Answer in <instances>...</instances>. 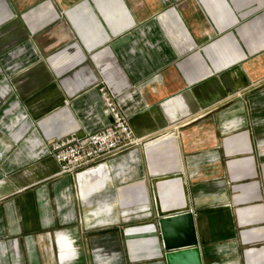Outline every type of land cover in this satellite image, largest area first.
Wrapping results in <instances>:
<instances>
[{
	"label": "crops",
	"instance_id": "1",
	"mask_svg": "<svg viewBox=\"0 0 264 264\" xmlns=\"http://www.w3.org/2000/svg\"><path fill=\"white\" fill-rule=\"evenodd\" d=\"M56 1L0 0V264H164L150 178L172 173L184 175L204 264H264V0H142L145 11L124 0L135 20L104 23L90 47L63 22L83 0ZM102 85L145 157L136 148L79 176L52 160L12 179L50 158L49 141L110 123ZM18 117L44 138L34 127L16 143L4 124ZM56 169L67 177L48 182Z\"/></svg>",
	"mask_w": 264,
	"mask_h": 264
},
{
	"label": "water",
	"instance_id": "2",
	"mask_svg": "<svg viewBox=\"0 0 264 264\" xmlns=\"http://www.w3.org/2000/svg\"><path fill=\"white\" fill-rule=\"evenodd\" d=\"M181 94L182 92L174 95L171 99L179 97ZM165 103L166 101L155 107H160ZM33 126L41 131L40 125L36 121H33ZM45 159L48 158L39 157L35 161H30L9 176L15 179L19 175H25L26 172L34 174L32 171L34 167ZM33 182L30 185L36 184ZM150 191L156 226L163 249L164 264H204L184 175L172 173L154 176L150 178Z\"/></svg>",
	"mask_w": 264,
	"mask_h": 264
},
{
	"label": "rangeland",
	"instance_id": "3",
	"mask_svg": "<svg viewBox=\"0 0 264 264\" xmlns=\"http://www.w3.org/2000/svg\"><path fill=\"white\" fill-rule=\"evenodd\" d=\"M53 1L55 2L57 8L58 7L61 8L62 5L59 6V4L57 3L56 0H53ZM131 1L135 2V4H133L135 9L145 11L144 3L142 0H131ZM149 2H152V5H155L156 0H149ZM161 2H162L163 6H167V7H171V6L176 5L175 0H161ZM94 3L96 6L95 8H94ZM45 6L50 8V9L52 8L51 5L46 4V5L42 6L40 10L42 11L43 8H45ZM126 6L129 7V3L128 4L126 3ZM91 7L94 9L96 15L92 14L93 10L91 9ZM71 11L72 10H70V12ZM129 11H131L130 8H129ZM79 12L80 13L75 14L74 16L71 17L73 22L69 19V16L66 13L63 16V18H64L63 22L65 23V26L67 27V29L69 27L68 30L71 33V36H73L75 42H78L79 39H82L83 44L87 47L97 45L104 40L103 30H104V26H106L104 23H107L111 28L121 29L122 27L126 26V24L129 23L130 20H132V21L135 20L134 14H133V16H131L130 13L125 9L124 0H94V2H93V0H83L81 5L79 6ZM71 26L74 28V30L72 29ZM75 27H77V29ZM74 35H75V37H74ZM68 37H69V35L67 34L65 39ZM91 49L92 48H90V50ZM6 86L7 85L0 86V101L2 99H4L5 96L10 92V88L8 89V87H6ZM103 86L104 85H102L101 87H103ZM20 119H21V117H18L16 122H13L12 124H9V125L4 124L5 130H9V131L11 130L10 135L16 143L22 139L23 135L27 131H29L31 129L32 130L35 129L32 124L26 123V121H24V123H22V124H19ZM14 125H16V128L13 127ZM37 132L41 138H44V136L40 130L37 129ZM78 136L81 137L82 135L78 134ZM29 137H33L34 138L33 141H34L35 140L34 132H33V136H32V133L30 132L26 135L25 138H29ZM24 140L21 142L20 145H18L19 147L21 146V148H22L25 146ZM143 145H144V143H141L139 145V142L137 140L136 145L132 146L126 152H128V151L131 152L132 150L137 148L139 151V154L144 156L145 152H144V146ZM31 147H32V153L40 150V148H41L40 143L36 144L35 142H33L31 144ZM47 156L50 157L48 152H47ZM142 160H143V158H142ZM143 164H144V169L146 170L148 164H147V160L145 158L143 160ZM51 165L55 166L52 163V161H50V159L48 158V159L41 161V163L39 165H36L34 168L44 169V168L50 167ZM101 169L102 168L100 167V168H95V169L90 170V171L96 172V174H97L98 171ZM55 172H57V169L55 170ZM56 175L57 174H53V176H55V177L52 178L51 180H49L48 182H51V183L58 182L59 180H61L62 178H64L66 176V175H61V176H56ZM70 181L72 184H75V181L73 179L70 178ZM128 184H130V183H128ZM88 185H90V184H88ZM94 187L95 186H93V188ZM75 193H76L75 190H73L72 194L74 196L76 195ZM102 195L103 194H101L99 196H102ZM111 197H112L111 198V202H112L114 200V197H116L115 191L112 193ZM94 199H96L98 201V195H97V197H94ZM101 203H102V201H101ZM77 205H78V201L75 198L73 207L76 210V214H78ZM98 207L99 206L97 205L93 210L98 209ZM149 208H150V210L152 209L151 203H150ZM115 209H116V211L117 210L119 211L120 207L116 206ZM66 213H70V210L65 209V215H67ZM78 215H80L81 217L82 216L86 217L87 210L85 209L83 211V208L79 209ZM127 224H131V223L128 222ZM132 224H133V222H132Z\"/></svg>",
	"mask_w": 264,
	"mask_h": 264
},
{
	"label": "built area",
	"instance_id": "4",
	"mask_svg": "<svg viewBox=\"0 0 264 264\" xmlns=\"http://www.w3.org/2000/svg\"><path fill=\"white\" fill-rule=\"evenodd\" d=\"M104 113L111 118L102 129L78 136L77 131L51 140L49 156L59 166V174L79 176L95 169L136 145L137 139L127 116L119 108L115 97L105 87L100 89ZM129 152V151H128Z\"/></svg>",
	"mask_w": 264,
	"mask_h": 264
},
{
	"label": "bare ground",
	"instance_id": "5",
	"mask_svg": "<svg viewBox=\"0 0 264 264\" xmlns=\"http://www.w3.org/2000/svg\"><path fill=\"white\" fill-rule=\"evenodd\" d=\"M51 157V156H50ZM52 158V157H51ZM53 160V159H52ZM51 161V160H50ZM54 161V160H53ZM55 162V161H54ZM56 163V162H55ZM58 168H59V166H58ZM60 170V169H59ZM55 174H57V172H55ZM93 175V173H91L90 174V176H92ZM105 176V175H104ZM101 178V177H100Z\"/></svg>",
	"mask_w": 264,
	"mask_h": 264
}]
</instances>
